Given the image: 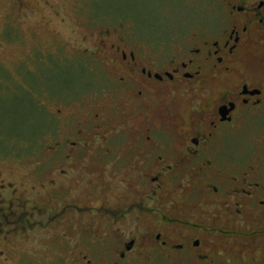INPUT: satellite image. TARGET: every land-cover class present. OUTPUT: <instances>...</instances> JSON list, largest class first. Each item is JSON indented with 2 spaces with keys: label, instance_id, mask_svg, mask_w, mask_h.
Wrapping results in <instances>:
<instances>
[{
  "label": "flooded vegetation",
  "instance_id": "obj_1",
  "mask_svg": "<svg viewBox=\"0 0 264 264\" xmlns=\"http://www.w3.org/2000/svg\"><path fill=\"white\" fill-rule=\"evenodd\" d=\"M211 1L182 42L79 34L88 92L52 97L47 156L0 168V264H264V0Z\"/></svg>",
  "mask_w": 264,
  "mask_h": 264
},
{
  "label": "rangeland",
  "instance_id": "obj_2",
  "mask_svg": "<svg viewBox=\"0 0 264 264\" xmlns=\"http://www.w3.org/2000/svg\"><path fill=\"white\" fill-rule=\"evenodd\" d=\"M211 3V0H0V76L10 75L8 87H25L24 97L13 94L0 101L4 104L0 106V168L14 176L25 169L27 161L47 156L52 97L65 93L69 86H73V92H66V96L88 92L87 72L72 65L79 60L89 62L88 67H92L93 62L84 59L86 56L79 49L90 46L89 42L83 43L80 33L124 27L135 31L138 38L165 44L182 42L202 23L210 24L215 9ZM45 16H49L45 18L47 24L42 23ZM58 30L66 37H58L55 33ZM90 98L93 95L87 99Z\"/></svg>",
  "mask_w": 264,
  "mask_h": 264
}]
</instances>
